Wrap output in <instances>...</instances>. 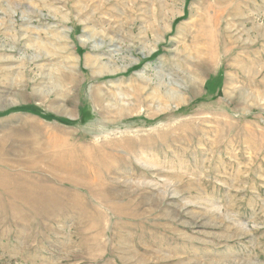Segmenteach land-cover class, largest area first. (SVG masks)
I'll return each instance as SVG.
<instances>
[{
	"label": "rangeland",
	"instance_id": "1",
	"mask_svg": "<svg viewBox=\"0 0 264 264\" xmlns=\"http://www.w3.org/2000/svg\"><path fill=\"white\" fill-rule=\"evenodd\" d=\"M0 264H264V0H0Z\"/></svg>",
	"mask_w": 264,
	"mask_h": 264
},
{
	"label": "bare ground",
	"instance_id": "2",
	"mask_svg": "<svg viewBox=\"0 0 264 264\" xmlns=\"http://www.w3.org/2000/svg\"><path fill=\"white\" fill-rule=\"evenodd\" d=\"M197 17V16H196ZM195 19V18H194ZM192 27V26H191ZM194 38V37H193ZM197 39H200V37H197V38H195L194 40H195V42L198 44V46H199V43L197 42ZM195 42H194V44H195ZM191 52V51H190ZM202 53H203V47L201 48V47H199L198 48V52H197V54H199V55H201L202 56ZM40 58L39 57H35V58H31L30 60H29V62H32L33 60H39ZM95 62V61H94ZM93 62V63H94ZM88 63V62H87ZM86 63V64H87ZM184 64V63H183ZM178 66L179 67H181V68H184V66H186V64L185 65H182V64H178ZM188 70V68L185 70V71H187ZM181 71V70H180ZM179 71V72H180ZM182 71H183V69H182ZM181 71V75H182V73L184 74V72H182ZM186 74H187V76H186V81H187V84H189V86H192V87H198V79H194V76H192V75H189L187 72H185ZM68 78V77H67ZM182 78V77H181ZM67 82H70V83H72L73 81L71 80H67ZM186 83V82H185ZM169 85H172V84H169ZM169 85L167 86V85H165V86H167V87H169ZM63 86V85H62ZM175 87L177 86V85H174ZM66 88V87H65ZM42 92V91H41ZM43 93V92H42ZM178 94L179 93H177V91L175 90V88H173V87H169V90H168V92H166L165 93V95L162 93V94H159L158 96H157V98H151V99H149L148 100V98L145 96V95H148V94H144V95H142V97L140 96L139 98L141 99V101L145 104V105H147V104H149V103H153V100L154 99H156L154 102H158V103H163V102H165V103H167V102H169L170 100H179V96H178ZM63 95V94H62ZM60 97V96H59ZM61 98V97H60ZM94 98H96V100L99 102L100 101V98H99V96H95Z\"/></svg>",
	"mask_w": 264,
	"mask_h": 264
}]
</instances>
